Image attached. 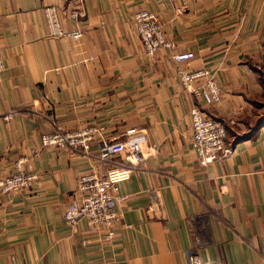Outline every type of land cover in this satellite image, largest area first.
I'll return each instance as SVG.
<instances>
[{
  "label": "crops",
  "instance_id": "1",
  "mask_svg": "<svg viewBox=\"0 0 264 264\" xmlns=\"http://www.w3.org/2000/svg\"><path fill=\"white\" fill-rule=\"evenodd\" d=\"M47 7L82 37L50 35ZM143 9L176 52L194 53L184 67L211 70L218 105L182 88L168 50L146 58L134 21ZM0 52V177L21 157L39 175L32 190L0 197V264H188L192 253L264 264V0H0ZM194 106L227 129V154L206 167L191 143ZM51 121L98 135L87 154L43 148ZM124 140L146 158L120 184L127 200L107 239L105 227L71 225L64 212L81 175L117 160L101 156L102 142Z\"/></svg>",
  "mask_w": 264,
  "mask_h": 264
},
{
  "label": "built area",
  "instance_id": "2",
  "mask_svg": "<svg viewBox=\"0 0 264 264\" xmlns=\"http://www.w3.org/2000/svg\"><path fill=\"white\" fill-rule=\"evenodd\" d=\"M48 22L49 33L52 36L73 38L82 37L81 30H63L59 24L56 10L47 7L44 10ZM84 16L82 7L71 12L69 17L78 19ZM136 31L144 49V55L152 59L156 52L165 49L170 52L171 59L177 64L176 75L182 88L200 97L208 106H215L221 102L223 88L215 79L209 68H188L183 64L195 58L193 52H176L174 43L167 38L158 15L150 10H140L134 15ZM5 68L3 56L0 52V72ZM6 116L5 119H8ZM191 119V143L195 150L200 166L206 167L227 154L225 139L227 129L225 125L207 115L200 107L194 106L190 110ZM98 129L95 126H84L77 130L66 131L55 121H51L49 130L40 136L43 148L65 149L70 151L89 152L96 140ZM102 157L116 158L113 166L106 172H96L81 175L72 193V199L64 212V219L71 225H76L80 220H86L89 224L103 226L107 229L106 238L114 236V230L121 220L120 213L116 210L118 203L127 200V196L120 192V184L130 179L132 173L139 169L146 158L140 142L103 141ZM147 153H158L156 147H148ZM123 154L120 158L119 156ZM29 159L19 158L14 163L13 173L0 177V197L15 192H26L34 188L39 175L27 167ZM195 223L197 232L196 243L200 245V231L204 227ZM188 264H204L201 257L192 253Z\"/></svg>",
  "mask_w": 264,
  "mask_h": 264
},
{
  "label": "trees",
  "instance_id": "3",
  "mask_svg": "<svg viewBox=\"0 0 264 264\" xmlns=\"http://www.w3.org/2000/svg\"><path fill=\"white\" fill-rule=\"evenodd\" d=\"M259 123H261V121Z\"/></svg>",
  "mask_w": 264,
  "mask_h": 264
}]
</instances>
